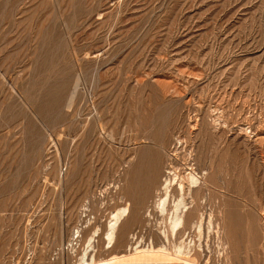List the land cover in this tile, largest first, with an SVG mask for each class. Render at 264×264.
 <instances>
[{
  "label": "rangeland",
  "instance_id": "1",
  "mask_svg": "<svg viewBox=\"0 0 264 264\" xmlns=\"http://www.w3.org/2000/svg\"><path fill=\"white\" fill-rule=\"evenodd\" d=\"M165 166L204 175L196 264H264V0H0V264H75L96 228V259L159 244Z\"/></svg>",
  "mask_w": 264,
  "mask_h": 264
},
{
  "label": "bare ground",
  "instance_id": "2",
  "mask_svg": "<svg viewBox=\"0 0 264 264\" xmlns=\"http://www.w3.org/2000/svg\"><path fill=\"white\" fill-rule=\"evenodd\" d=\"M167 165L171 164L168 163ZM166 166L160 184L154 190L151 200L150 210L154 212V216L149 209L146 210V217L148 216L150 221L152 218L154 219L152 226L157 227L161 242L155 245L151 241L143 242L140 239L131 245L128 252L115 253L106 256L107 258L104 259L101 257V259H96L93 253L94 237L97 234L96 228L85 238L75 264H196L188 255V246H185L182 241H176L175 236L184 225L185 215L191 211L187 198H190L191 192L206 185L204 175H198L190 168L185 177H181L171 168L168 167L167 169ZM127 213V205L117 206L108 213L101 235L102 246L105 250L112 247L117 228ZM190 226L194 229L195 236L199 237L203 229L207 234L213 230L214 234L218 236L219 230L217 231L213 227L210 212L205 217L203 213L198 212L195 221ZM74 233L77 235V231ZM224 243L220 244L221 247L219 246L217 254L223 253V246L226 245Z\"/></svg>",
  "mask_w": 264,
  "mask_h": 264
}]
</instances>
